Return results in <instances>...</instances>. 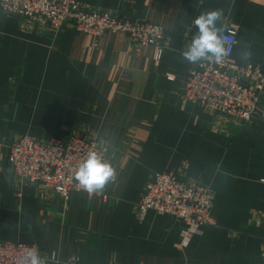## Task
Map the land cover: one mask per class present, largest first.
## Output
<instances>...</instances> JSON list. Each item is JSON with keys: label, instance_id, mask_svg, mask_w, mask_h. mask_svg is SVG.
Listing matches in <instances>:
<instances>
[{"label": "crops", "instance_id": "obj_1", "mask_svg": "<svg viewBox=\"0 0 264 264\" xmlns=\"http://www.w3.org/2000/svg\"><path fill=\"white\" fill-rule=\"evenodd\" d=\"M77 1L167 37L160 49L0 13V242L35 244L47 264H264V88L248 121L191 103L193 64L181 56L194 18L222 9L217 27L237 31L232 62L264 75V0ZM21 135L96 139L115 175L68 199L26 184L8 159ZM166 172L213 191L212 221L189 240L171 215H137L148 183Z\"/></svg>", "mask_w": 264, "mask_h": 264}, {"label": "built area", "instance_id": "obj_2", "mask_svg": "<svg viewBox=\"0 0 264 264\" xmlns=\"http://www.w3.org/2000/svg\"><path fill=\"white\" fill-rule=\"evenodd\" d=\"M0 13L42 18L57 29L71 25L77 31L95 36L107 31L122 32L140 45H156L160 49L167 37L165 29L156 24L90 10L77 0H0ZM221 36L227 51L222 63L193 64L184 85V97L191 103L248 121L256 113L264 75L252 66L242 67L232 62L237 44L235 28ZM90 152L107 162L108 150L96 139L71 135L67 139L45 140L21 135L11 146L8 159L11 169L24 183H42L68 199L74 191L90 195L98 192L89 193L75 179L79 165ZM213 204V191L205 184L178 178L171 172L158 173L138 202L137 215L140 220L151 210L171 215L186 224L189 240L201 226L211 223ZM30 251L37 254L41 264H47L37 245L13 241L0 242V264H29Z\"/></svg>", "mask_w": 264, "mask_h": 264}, {"label": "clouds", "instance_id": "obj_3", "mask_svg": "<svg viewBox=\"0 0 264 264\" xmlns=\"http://www.w3.org/2000/svg\"><path fill=\"white\" fill-rule=\"evenodd\" d=\"M223 16L222 9L203 11L197 15L193 24L197 29L191 42L181 52L184 60L190 64L204 62L221 64L227 51L224 47L221 33L223 29L217 27V22ZM112 166L102 160L97 153L90 152L87 158L79 165L75 179L89 193L102 190L114 177ZM29 264H41L35 252L27 253Z\"/></svg>", "mask_w": 264, "mask_h": 264}]
</instances>
